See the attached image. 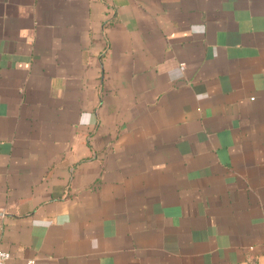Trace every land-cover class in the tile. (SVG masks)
I'll return each mask as SVG.
<instances>
[{
  "label": "crops",
  "instance_id": "0c3cea01",
  "mask_svg": "<svg viewBox=\"0 0 264 264\" xmlns=\"http://www.w3.org/2000/svg\"><path fill=\"white\" fill-rule=\"evenodd\" d=\"M5 264H264V0H0Z\"/></svg>",
  "mask_w": 264,
  "mask_h": 264
},
{
  "label": "built area",
  "instance_id": "2783aa9c",
  "mask_svg": "<svg viewBox=\"0 0 264 264\" xmlns=\"http://www.w3.org/2000/svg\"><path fill=\"white\" fill-rule=\"evenodd\" d=\"M8 257H9V253L5 250H2L0 247V264H5Z\"/></svg>",
  "mask_w": 264,
  "mask_h": 264
}]
</instances>
